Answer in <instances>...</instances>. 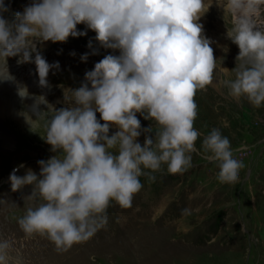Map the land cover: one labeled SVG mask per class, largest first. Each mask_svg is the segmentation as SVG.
<instances>
[{
	"label": "clouds",
	"instance_id": "clouds-1",
	"mask_svg": "<svg viewBox=\"0 0 264 264\" xmlns=\"http://www.w3.org/2000/svg\"><path fill=\"white\" fill-rule=\"evenodd\" d=\"M212 3L33 0L8 20L4 13L10 8L0 0V80L15 81L7 58L18 57L17 64L36 65L40 87H50L49 72L59 69V62L50 64L38 43L86 35L77 29L81 23L95 31L102 47L120 52L106 55L85 73L86 82L72 90L71 105L56 108L40 95L22 113L30 131L39 132L44 121L42 139L58 153L38 161L39 175L32 169L17 175L19 168L10 174L12 191L33 185L31 194L24 197L26 214L18 219L26 236L45 237L58 252H66L107 226V210L113 202L123 209L132 207L144 187L141 176L154 182L164 165L172 175H182L194 166L191 153L199 154L196 141L201 135L194 127L199 114L195 97L220 83L218 74L223 70L213 41L199 22ZM217 3L232 14L227 38L239 48L235 79L224 81V86L229 96L243 97L260 108L264 106V29L258 16L264 0ZM88 47L93 48L91 41ZM97 52L93 48V54ZM87 58L88 53L81 57ZM17 95L22 101L32 98L19 82ZM137 113L156 125L155 137L146 135L143 146L137 138L151 133L153 126L143 128ZM112 127L118 131L110 135ZM202 149L205 160L218 164L220 183L239 182L244 164L234 157L231 142L220 129L204 136ZM12 246L10 240L0 239V264H8Z\"/></svg>",
	"mask_w": 264,
	"mask_h": 264
},
{
	"label": "rangeland",
	"instance_id": "rangeland-1",
	"mask_svg": "<svg viewBox=\"0 0 264 264\" xmlns=\"http://www.w3.org/2000/svg\"><path fill=\"white\" fill-rule=\"evenodd\" d=\"M213 2L212 11L204 16V23L209 24L205 35L213 41L214 55L223 70L218 74L220 83L195 97L199 114L194 127L201 135L196 141L199 154L191 153L194 166L182 175H172L164 165L161 172L155 173L154 182L142 183L144 187L131 208L123 209L113 202L107 210V226L87 242L58 252L47 238L28 237L20 228L18 219L28 207L24 197L31 194L33 185L12 191L10 174L19 168L17 175H25L28 169L39 175L38 161H47L58 153L52 152L51 145L42 139L44 121L40 122L39 132H33L25 119L4 112L0 119L11 144L4 146L0 137V239L10 240L13 245L8 264H264V106L256 108L243 97L237 100L224 86V81L235 79L239 48L227 38L232 14L218 13L224 10L216 0ZM31 3L33 0H5L10 10L4 17L14 19L16 12ZM258 22L264 29V5ZM77 29L87 34L70 36L66 42L38 43L50 64L59 62V69L49 72L50 87L39 86L34 63L17 64L18 57H9L8 70L15 81L0 80V96L13 94L22 113L40 95L56 108L71 105L72 90L86 82L85 73L106 55L120 54L118 49L102 47L95 31L86 24H78ZM89 41L97 53L88 47ZM85 53L86 61L81 59ZM17 82L27 86L32 98L21 100ZM96 115L104 123L101 114ZM137 117L143 128L153 126L151 133L137 138L143 146L146 135L155 137L156 125L140 113ZM213 128L229 138L234 157L244 164L236 184L220 183L218 164L203 158L202 141ZM116 131L112 127L109 134ZM21 164L24 167L20 168Z\"/></svg>",
	"mask_w": 264,
	"mask_h": 264
},
{
	"label": "bare ground",
	"instance_id": "bare-ground-1",
	"mask_svg": "<svg viewBox=\"0 0 264 264\" xmlns=\"http://www.w3.org/2000/svg\"><path fill=\"white\" fill-rule=\"evenodd\" d=\"M215 1V0H213ZM217 1V0H216ZM214 3V2H213ZM216 3V2H215ZM212 11V9H209V11L204 15L207 16L208 14H210V12ZM215 12V11H214ZM218 13L224 15L227 12L224 11H217ZM204 16L201 17V20L199 21L200 23L203 24L204 26V31H207L209 29V24L206 22L204 23ZM212 16V15H211ZM222 18V17H221ZM207 19V17H206ZM211 19V18H210ZM214 20V19H213ZM211 21V20H210ZM212 26V25H211ZM211 29V28H210ZM11 70V69H10ZM1 87V86H0ZM4 112H12L14 114H16L17 116L21 117L24 119L22 112L19 109V101L17 100V98L13 95L10 94L8 92H6V94H4L3 96H0V118L2 117V115L4 114ZM8 132H6V126L3 125L1 119H0V137L2 138V140L4 141V146L9 147V145L11 144L10 142V137L7 138L4 134H6ZM9 134V133H8ZM2 148V147H1ZM6 149V148H5ZM6 153V152H5Z\"/></svg>",
	"mask_w": 264,
	"mask_h": 264
},
{
	"label": "trees",
	"instance_id": "trees-1",
	"mask_svg": "<svg viewBox=\"0 0 264 264\" xmlns=\"http://www.w3.org/2000/svg\"><path fill=\"white\" fill-rule=\"evenodd\" d=\"M140 180H141V183H143V182H146V183L151 182V181H149V180L147 179V177H145V176H141V177H140Z\"/></svg>",
	"mask_w": 264,
	"mask_h": 264
},
{
	"label": "water",
	"instance_id": "water-1",
	"mask_svg": "<svg viewBox=\"0 0 264 264\" xmlns=\"http://www.w3.org/2000/svg\"><path fill=\"white\" fill-rule=\"evenodd\" d=\"M8 16V15H7Z\"/></svg>",
	"mask_w": 264,
	"mask_h": 264
}]
</instances>
